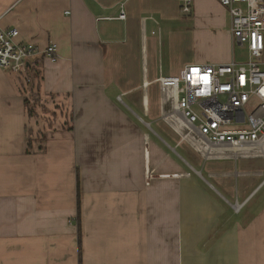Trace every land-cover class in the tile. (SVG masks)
I'll list each match as a JSON object with an SVG mask.
<instances>
[{
	"label": "crops",
	"instance_id": "obj_1",
	"mask_svg": "<svg viewBox=\"0 0 264 264\" xmlns=\"http://www.w3.org/2000/svg\"><path fill=\"white\" fill-rule=\"evenodd\" d=\"M184 3L0 0L2 29L58 45L33 86L0 66V264H264V144L159 120L160 77L249 60L219 0ZM23 86L47 103L31 147Z\"/></svg>",
	"mask_w": 264,
	"mask_h": 264
},
{
	"label": "built area",
	"instance_id": "obj_2",
	"mask_svg": "<svg viewBox=\"0 0 264 264\" xmlns=\"http://www.w3.org/2000/svg\"><path fill=\"white\" fill-rule=\"evenodd\" d=\"M191 1L185 0L184 12L191 11ZM219 1L231 16L235 43L247 48L249 60L191 64L158 81L181 115V127L174 129L183 128L193 143L264 144V0ZM119 18H126L124 6ZM19 37L18 28L0 27V66L32 85L43 60H57L58 45L41 47Z\"/></svg>",
	"mask_w": 264,
	"mask_h": 264
},
{
	"label": "rangeland",
	"instance_id": "obj_3",
	"mask_svg": "<svg viewBox=\"0 0 264 264\" xmlns=\"http://www.w3.org/2000/svg\"><path fill=\"white\" fill-rule=\"evenodd\" d=\"M239 49H240V60H244V61L248 60L249 54H248L247 48L246 47H242V48L239 47ZM34 84H32L31 86H33ZM26 88L28 89V87H26ZM160 89H161V87H160ZM161 93H162V111H161V115H160L159 120L164 119L163 121L168 123L169 128H171V130H173L174 132L177 133L176 130H178V129H174V127H176V126L181 127V124H182L181 115L178 111L175 110L172 100L168 98V94L166 92H163L162 89H161ZM27 94H28V91L26 92V95ZM41 97H39L38 100H36V101H34V99H31L32 101H29L28 103L26 101L25 102L27 105H29L28 108L30 106L34 107L35 113L33 115L35 116V118L38 121V127L37 128L40 129L39 133L37 132L36 135L33 134V138L32 139L30 138V140L32 143L39 141V143L42 144V142L46 141L45 140L46 139V132H47L46 128L48 127V125H47V127H45L44 124H46L48 122L47 121L48 119L46 120V117H45L46 113L44 112V108H45V105L47 103H46V101L45 102L41 101ZM34 121H35V119H34ZM32 126H34V129H32L34 131L35 125H32ZM153 128L156 129L157 131L161 132L158 129V125L153 124ZM180 138H181V135H180ZM167 139H168V143L170 145L174 146L175 142L171 141V139L169 137H167ZM200 142H201L200 140L198 142L196 141V144H200ZM201 145H205V144H201ZM243 145H251L253 147H257V146H260L262 144L261 143H254V144H243ZM243 145H239V146H243ZM40 146H42V145H40ZM40 150H42V149H40ZM177 151L182 152V150L180 148H178Z\"/></svg>",
	"mask_w": 264,
	"mask_h": 264
},
{
	"label": "trees",
	"instance_id": "obj_4",
	"mask_svg": "<svg viewBox=\"0 0 264 264\" xmlns=\"http://www.w3.org/2000/svg\"><path fill=\"white\" fill-rule=\"evenodd\" d=\"M23 93L25 94V101L28 103L29 101H32L31 99H34V101H36V100H38V98L39 97H41V91H40V89L38 88V89H35V90H33V91H28V89L27 88H25L24 86H23ZM28 91V96L26 95V92ZM35 97V98H34ZM28 106L29 105H27V109H28V112H29V114L30 115H33L34 113H35V110H34V107H32V106H30L29 108H28ZM45 139V138H44ZM28 145H29V147H31L32 146V143H31V140H28ZM39 149H44V147L43 146H40L39 147ZM78 180H79V176H78ZM78 183H79V181H78ZM78 187H79V184H78ZM79 264H82V259H81V257H80V259H79Z\"/></svg>",
	"mask_w": 264,
	"mask_h": 264
},
{
	"label": "bare ground",
	"instance_id": "obj_5",
	"mask_svg": "<svg viewBox=\"0 0 264 264\" xmlns=\"http://www.w3.org/2000/svg\"><path fill=\"white\" fill-rule=\"evenodd\" d=\"M38 73V72H37Z\"/></svg>",
	"mask_w": 264,
	"mask_h": 264
}]
</instances>
